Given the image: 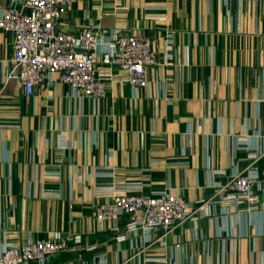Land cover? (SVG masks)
Returning <instances> with one entry per match:
<instances>
[{
	"label": "crops",
	"instance_id": "obj_1",
	"mask_svg": "<svg viewBox=\"0 0 264 264\" xmlns=\"http://www.w3.org/2000/svg\"><path fill=\"white\" fill-rule=\"evenodd\" d=\"M13 5L0 0V17ZM91 25L151 41L147 87L99 52L106 99L73 95L58 74L27 99L0 29V247L60 236L69 248L49 264H264V209L215 205L166 235L96 216L112 183L193 205L253 161L264 169V0H85L61 20Z\"/></svg>",
	"mask_w": 264,
	"mask_h": 264
},
{
	"label": "built area",
	"instance_id": "obj_2",
	"mask_svg": "<svg viewBox=\"0 0 264 264\" xmlns=\"http://www.w3.org/2000/svg\"><path fill=\"white\" fill-rule=\"evenodd\" d=\"M84 1L22 0L21 8L13 5L2 13L0 29L14 35L12 60L27 99L37 85L53 81L56 74L63 84L69 85L73 95L82 99H106L112 73L100 69L99 52L103 65H117L126 73L132 89L149 85L148 69L157 61L151 41L143 34L111 31L104 36L99 32V25L86 26L76 33L61 27L66 11ZM103 44L106 47L101 50ZM255 162L233 172L225 183H213V196L193 205L169 190L146 196L142 193V184L112 183V200L98 207L97 219L130 216V231H162L166 235L186 221H197L207 215L215 205L250 213L260 211L264 209V169L261 171ZM68 248L67 241L60 236L4 246L0 247V264L32 261L49 264L54 254Z\"/></svg>",
	"mask_w": 264,
	"mask_h": 264
}]
</instances>
